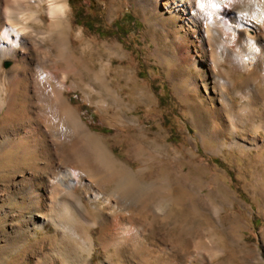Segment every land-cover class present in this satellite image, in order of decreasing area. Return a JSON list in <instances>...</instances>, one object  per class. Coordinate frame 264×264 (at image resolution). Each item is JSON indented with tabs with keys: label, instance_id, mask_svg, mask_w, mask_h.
<instances>
[{
	"label": "rangeland",
	"instance_id": "374dc122",
	"mask_svg": "<svg viewBox=\"0 0 264 264\" xmlns=\"http://www.w3.org/2000/svg\"><path fill=\"white\" fill-rule=\"evenodd\" d=\"M70 4L72 23L77 31L82 30L86 41L74 40L81 76L72 75L75 86L66 97L90 130L102 137L118 160L134 168L141 184L155 197L156 207L145 213L148 220L139 216L133 224L157 255V262L264 264V128L258 129L264 120V64L250 75L241 62L250 50L261 51L264 59V35L255 37L252 47L251 33L242 31L240 50L230 54L227 64L235 68L231 76L236 85L227 91L223 87L227 78L211 65L210 55L201 57V71L178 64L188 47L199 48L201 38L197 30L183 24L182 17L173 18L165 5L155 13L140 0H70ZM236 5H223V9L229 11ZM239 6L251 13L247 0H241ZM16 62V57L8 56L1 65L9 71ZM27 62L29 74L36 72L35 57L29 56ZM49 73L54 86L60 75L57 78L55 72ZM196 73L202 87L193 92L188 83ZM243 89L255 92L250 100L238 94ZM38 95L34 83L29 82L14 113L2 119L0 112L2 125L11 123L14 129L35 123L43 97ZM251 109L255 113L246 115V122L243 112ZM232 116L240 123L237 132ZM44 135L46 144L37 155L0 170V264H35L38 254H54L52 243L56 239L61 246L66 243L52 222L35 228L32 218L41 220L39 214L44 212L26 194L31 181L47 199L53 169L74 161L70 153L61 155L62 150H54L45 129ZM255 137L259 143L250 146ZM234 141L243 146L233 145ZM90 163L97 166L92 160ZM109 190L99 192L101 201H95L92 192L89 198L85 194L80 199L63 198L78 219L80 215L86 218L77 230L94 240L88 264H140L132 248L116 251L112 243L115 236L106 234L105 227L115 211L102 198ZM140 193L144 195V189L124 195L123 200L136 203L141 211L137 206L143 199ZM158 205L167 211L165 215ZM19 223L28 233L32 229L27 246L40 241L21 256L24 239L9 241L6 234ZM131 224L125 223L126 227ZM15 243L20 244L13 247ZM83 261L70 262L58 255L45 264Z\"/></svg>",
	"mask_w": 264,
	"mask_h": 264
},
{
	"label": "bare ground",
	"instance_id": "6f19581e",
	"mask_svg": "<svg viewBox=\"0 0 264 264\" xmlns=\"http://www.w3.org/2000/svg\"><path fill=\"white\" fill-rule=\"evenodd\" d=\"M240 1L140 0L141 3L150 7L155 13L161 12L162 5H165V10L173 18L182 17L184 25L189 26L191 30H197L198 36L201 38L199 48H197L198 46L188 47L183 58L178 60V64H187L201 71L203 69L201 57L205 53L210 55L211 65L227 78L223 83V87L227 91L236 85L231 76L235 72V68H228L227 64L231 59H229L230 54L240 50L241 39H243L241 36L242 31L245 30L251 33H249L252 36L249 41L252 47H255V37L264 35V0H247L251 5L250 14L238 8L240 7ZM3 3L4 0H1L0 112L3 114L2 119L9 118L14 113L19 104V95L21 92H26L29 82L34 83L37 95L43 94V97L39 99V112L36 115L37 121L35 123L13 129L11 123L3 122L2 125V119L0 120V170L14 168L24 163L26 159L37 155L39 148L46 144L44 129L54 144L55 151L61 152L62 150L61 155L70 153L74 157L71 165H59L53 169L49 179L51 183L47 199L43 197L40 187L29 181L26 194H28L29 199L33 200V203L36 202V208L44 212V215L39 214L43 216L41 220L36 219V216L32 218L35 222V228L44 227L48 221L52 222L61 230L63 238L66 240L65 245L61 246L56 239L52 243L55 248L54 254L46 253L40 255V257H38V254L35 256V264H45L47 261H53L58 255L63 256L70 262L72 260H81V262L84 260L82 264H88V257L94 240L90 234L84 235L77 230L79 223L85 225L86 218L80 215L82 218L78 219L75 216L76 214L73 213L74 211L71 210L73 209L72 206H69V202L66 203L63 198L65 196H76L80 199L84 194L89 198L92 192L95 201L99 199L101 201L99 192L104 191L107 187L110 189L109 193L107 195L102 194V198L105 202L111 204L115 211L105 230L106 234L115 236H112L115 238L112 243L115 245L113 246L116 251H122L125 246H128L132 248V254L138 256L140 264H159L157 255L151 250L145 238L142 237L143 235H140V229L137 225L133 224L134 219L139 216L148 220L149 214L146 215L145 213L156 207V202L153 201L155 197L150 194L146 186L144 187L141 184L134 168L127 162L118 160L104 144L102 137L90 130L83 122L78 110L70 104L66 97V92L71 91L75 86V81L71 80L72 75L81 76L79 59L74 56L73 43L74 40L83 43L85 37L82 30H76L70 13L66 17L55 15L50 17L45 0H28V7L36 13L40 22L32 24L27 34L21 35V31L14 24L5 22L2 12ZM234 3L237 5L232 10L226 11L223 9V5L227 6ZM9 19L14 18L10 17ZM193 20L194 22H192ZM8 56L16 57L17 62L13 70L5 71L1 62ZM29 56L35 57L37 65L36 72L34 71L33 74H29L27 71ZM241 62L243 64L242 69L251 75L264 64L263 54L259 50H250L241 57ZM49 71L55 72L57 78L60 75L54 86ZM188 85L193 87V92L199 91L202 85L197 73L190 78ZM254 93L251 89L238 91V94L247 100H250ZM229 101L231 100L229 99ZM253 113H255V110L251 109L250 111H244L243 115L251 116ZM249 116H246L244 121L247 122ZM231 120L234 131L237 132L240 123L235 116H232ZM246 122H243L244 126ZM259 128H264V120L258 126ZM256 131L258 132V130ZM70 142L73 143L71 149L69 147L63 151L68 143L70 145ZM258 143L259 139L255 137L250 146ZM233 145L243 146L239 141H234ZM91 160L95 162L97 168L91 166ZM140 189H144V195L140 193L143 199L137 202V206L139 204L141 207V211H138L136 203H134L135 206L131 203L128 204L123 198L124 195H132ZM131 199L134 201L132 197ZM158 201L161 202L162 200ZM157 209L162 213L166 211L159 205ZM156 215L158 216V214ZM152 220L149 221L152 222ZM126 222H131V226L126 227ZM143 223L146 224L145 221ZM6 234L9 236V241L16 237L24 239L23 242L26 245L18 256L32 249L34 250L35 245L40 242L38 240L27 246L33 232L32 229L29 233L27 230L25 231L24 225L20 223L12 226V229L7 231ZM19 244L15 243L13 247H17Z\"/></svg>",
	"mask_w": 264,
	"mask_h": 264
},
{
	"label": "clouds",
	"instance_id": "9594fccd",
	"mask_svg": "<svg viewBox=\"0 0 264 264\" xmlns=\"http://www.w3.org/2000/svg\"><path fill=\"white\" fill-rule=\"evenodd\" d=\"M50 17H66L71 12L70 0H45ZM2 12L5 22L14 24L21 31V35H26L30 26L39 23L36 13L28 7V0H4ZM14 19H9V18Z\"/></svg>",
	"mask_w": 264,
	"mask_h": 264
},
{
	"label": "trees",
	"instance_id": "16d2710c",
	"mask_svg": "<svg viewBox=\"0 0 264 264\" xmlns=\"http://www.w3.org/2000/svg\"><path fill=\"white\" fill-rule=\"evenodd\" d=\"M79 14V16L78 17H80L81 16V14L80 13H78Z\"/></svg>",
	"mask_w": 264,
	"mask_h": 264
},
{
	"label": "water",
	"instance_id": "95a60500",
	"mask_svg": "<svg viewBox=\"0 0 264 264\" xmlns=\"http://www.w3.org/2000/svg\"><path fill=\"white\" fill-rule=\"evenodd\" d=\"M10 63H7V65H9Z\"/></svg>",
	"mask_w": 264,
	"mask_h": 264
}]
</instances>
